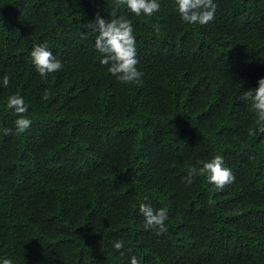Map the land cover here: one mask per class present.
I'll list each match as a JSON object with an SVG mask.
<instances>
[{"label": "trees", "instance_id": "16d2710c", "mask_svg": "<svg viewBox=\"0 0 264 264\" xmlns=\"http://www.w3.org/2000/svg\"><path fill=\"white\" fill-rule=\"evenodd\" d=\"M159 3L137 17L119 0H0V257L127 264L112 246L122 240L140 264H264V133L248 136L256 118L243 99L264 76V0H214L205 25ZM97 13L132 20L141 84L100 63ZM34 43L62 70L41 77ZM13 93L32 121L19 134ZM213 155L235 181L187 184ZM142 202L168 210L163 234L145 228Z\"/></svg>", "mask_w": 264, "mask_h": 264}, {"label": "clouds", "instance_id": "9594fccd", "mask_svg": "<svg viewBox=\"0 0 264 264\" xmlns=\"http://www.w3.org/2000/svg\"><path fill=\"white\" fill-rule=\"evenodd\" d=\"M122 6L139 17L141 15L150 17L159 11V0H119ZM175 11L183 23L192 25H205L213 20L216 13L214 0H174ZM106 20L99 13L93 21L88 22V29L94 32L95 50L102 54L100 63L108 65V72L121 83L139 85L142 83L143 73L138 70L135 27L130 18L125 15L114 16ZM86 36L87 33H84ZM34 70L41 76L62 70L63 64L54 55L47 43H34L29 53ZM10 78L7 74L0 77V86L7 87ZM48 92L45 91L43 98L47 99ZM243 99L254 111L256 124L247 130L249 137L264 133V76L257 80V86L243 92ZM6 108L15 114L13 121L17 134L25 132L31 125V119L25 115L28 112V104L23 95L13 93L6 98ZM5 134H10L13 129L6 128ZM198 168H190L183 178L187 184H192L196 176H205L208 183L222 190L226 185L235 181V175L231 168L224 166V158L221 155H213L210 159L198 161ZM138 213L144 217L146 229H153L157 235L167 230L165 221L168 219V210L164 207L154 208L151 202H142L139 205ZM113 248L125 257L127 264H140L135 254L126 256L124 241L116 240ZM0 264H13L11 258L0 257Z\"/></svg>", "mask_w": 264, "mask_h": 264}]
</instances>
